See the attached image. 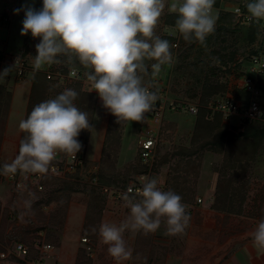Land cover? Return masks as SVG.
Segmentation results:
<instances>
[{"label": "rangeland", "instance_id": "rangeland-1", "mask_svg": "<svg viewBox=\"0 0 264 264\" xmlns=\"http://www.w3.org/2000/svg\"><path fill=\"white\" fill-rule=\"evenodd\" d=\"M235 3L222 0L218 8H213L216 20L219 13L226 11V6ZM25 5L39 9L42 7V0H0V20L7 18V24L3 23L0 27V55L4 57L9 54L10 60L20 57L27 71L35 73L43 71L48 64L40 70H33L39 38L32 37L31 33L21 35L24 11L21 10L19 14L14 12V9H22ZM175 15L176 13L168 11L166 2L155 28L156 35L163 39H173L170 44L173 45L171 51L174 61L171 65L164 66L155 78L150 75V64L153 61H146L148 73L142 74L145 82H151L149 86L152 90L167 94L171 100L198 103L201 108H205L218 96L228 93L244 103L245 96L238 84L244 72L249 74V57L264 48V33H258L252 42L249 26L241 24L237 26L240 30L228 31L216 21L215 31L207 36L204 43L188 42L171 24ZM52 65L67 72L77 70L84 80L68 79L65 82L47 83L48 89L36 95V104L54 97L65 88L80 91L81 96H77L75 104L80 110V104L84 106L82 111L88 113L92 127L82 130L78 137L79 141L86 144L83 152L85 165L76 174L48 179L43 192L26 190L17 193V204L9 203V182L0 179V190H8V194L7 191L0 194V241L4 248H12L15 243L22 242L30 251H36L38 241L53 246L61 241L67 244L74 241L70 233L76 230L67 222V216L70 204L76 202L86 206L83 227L76 231V238L81 236L80 238L92 240L87 243L82 239L81 244L87 245L79 246V251H97L95 244L99 240L98 228L112 198L103 189H124L145 172H142L139 163L143 131L152 130L157 133L158 127L152 120L150 110L145 113L142 121L118 123L117 118L103 106L98 93L93 92L91 82L86 76L90 69L85 68L78 60L69 61L66 56L61 55L58 62ZM197 78L202 79L200 84L196 82ZM259 84L263 91L259 100L264 107V77L259 79ZM92 94L98 97L95 103L90 96ZM17 95L16 103L19 105L16 107L21 109L26 102V96L25 93ZM87 106L88 110L85 109ZM222 119V122L204 125L195 131L198 117L185 106L175 111L170 109L169 103L164 113L158 146V165L154 175L163 181L162 189L173 190L175 182L171 179L175 178V168H183L181 175L186 169L192 168L191 161H197L193 172L187 174L192 193L189 196L185 193L181 195L183 202L189 206L187 211L190 213V221L185 231L177 235H167L162 224L156 232H138L142 239L135 241V246L142 245L149 251L165 249V263L169 253L167 251H182L184 247L197 249L203 246L202 249L207 251L215 248L217 251H226L221 250L223 248L220 246L230 239L239 242L245 240V235H250L259 219L264 217V129L257 128L255 124L263 122L242 123L238 116ZM106 126L111 127L112 134L111 138L105 137L101 152ZM220 130L228 136L219 138ZM4 160H0L1 165ZM196 173L198 176L195 177ZM94 178L97 179V185L93 183ZM199 200L202 202L199 203ZM197 204L200 206L196 207ZM118 211L113 213L118 215ZM114 214V217H118ZM210 218L216 223L211 231L204 229V220ZM93 228L97 231H93ZM39 233H42V237ZM38 257L42 261L45 259ZM80 260V264H92V259L86 252H83ZM13 263L25 264L15 258L0 260V264ZM47 264L51 263L48 261Z\"/></svg>", "mask_w": 264, "mask_h": 264}, {"label": "clouds", "instance_id": "clouds-1", "mask_svg": "<svg viewBox=\"0 0 264 264\" xmlns=\"http://www.w3.org/2000/svg\"><path fill=\"white\" fill-rule=\"evenodd\" d=\"M166 2L168 11L177 14L175 27L185 41L204 43L215 31V0H42L39 9L25 5L14 12L24 11L21 35L39 38L33 70L58 62L61 55L78 60L90 69L86 76L92 89L121 124L142 121L158 99L142 75L148 73L146 61H153L152 78L174 61L173 45L155 34ZM246 8L249 19L264 20V0H247ZM19 61L20 57L15 66ZM15 66L0 71V81ZM77 96L75 89L65 88L36 104L19 121L24 133L19 151L10 163L0 165V175L55 172L51 162L58 152L77 155L82 147L80 132L91 127L88 113L75 104ZM162 183L156 176L142 177L134 194H121L128 216L119 223L105 220L99 225V237L117 262L133 255L124 238L126 231L148 234L163 224L165 234L177 235L188 226L189 206L174 190L162 189ZM250 236L255 247L264 248V217Z\"/></svg>", "mask_w": 264, "mask_h": 264}, {"label": "crops", "instance_id": "crops-1", "mask_svg": "<svg viewBox=\"0 0 264 264\" xmlns=\"http://www.w3.org/2000/svg\"><path fill=\"white\" fill-rule=\"evenodd\" d=\"M5 23L0 20V27ZM7 24V23H6ZM4 64L7 67L11 66L9 54L4 55ZM1 71V70H0ZM33 71H26L23 76H19L15 68L12 69L11 73L3 80L0 81V160L9 159L12 161L19 151L20 141L24 136V133L19 129V121L25 119L29 114V106L32 97L33 89ZM17 93H25L26 102L21 109H17L16 97ZM16 113L17 115H14ZM107 126L105 127L104 136L102 140V148L106 136ZM100 152V155H101ZM100 157V156H99ZM10 161L4 160V163H10ZM9 182V181H8ZM9 203L17 204V193H23L26 190H18L15 186L9 182ZM8 190H0L2 192ZM24 207L23 203H20ZM200 206V205H196ZM115 210H119L120 214H114ZM118 211V212H119ZM129 208L125 202L117 201L113 197L106 206L103 221L109 220L119 223L125 219L129 214ZM116 215L118 217L113 216ZM86 215V206L84 204H78L73 202L70 204L69 213L67 216V222L72 224L74 230L77 232L83 227L84 216ZM215 218L214 216H212ZM215 220L210 219L204 220V229L212 230L215 228ZM75 232L70 233V237L74 241H70L68 244L63 241L58 242L57 246H52V250L48 251L44 261L39 260L38 251H30V255L27 258L25 264H47L49 261L51 264H80L82 263L80 258L83 252L87 253V256L91 257L92 264H264V248H257L251 242V236L245 235V240L234 241L230 239L225 245H221V250L217 251V248L207 251L201 248L184 247L182 251H167V260L165 263V249L161 248L155 251H149V249L141 246H135V241L142 239L138 232L133 233L126 231L124 238L130 248L133 249V255L127 260L117 262L107 252V245H105L100 237L96 241L97 251H79L81 246H86V243L81 244V240L84 238L77 237ZM77 240V241H76ZM88 241H92L88 238ZM88 243V242H87ZM90 243V242H89ZM80 246V247H79ZM226 248V249H225ZM106 249V251L104 250ZM11 259V258H10ZM194 259V261L192 260ZM16 260V259H15ZM4 261V260H3ZM7 261V260H6ZM14 264V263H13Z\"/></svg>", "mask_w": 264, "mask_h": 264}, {"label": "built area", "instance_id": "built-area-1", "mask_svg": "<svg viewBox=\"0 0 264 264\" xmlns=\"http://www.w3.org/2000/svg\"><path fill=\"white\" fill-rule=\"evenodd\" d=\"M247 0H240L239 2L226 6V12H231L242 18L244 25L256 26L264 33V20L257 22L248 18V11L246 8ZM214 11V9H213ZM177 44L175 47L177 48ZM18 57L11 58V66H15L16 59ZM7 65L4 64V59L0 55V70L2 71ZM17 70L19 76H23L27 71L25 63L20 59L19 63L14 67ZM248 71L243 73L242 80L238 84L240 90L250 94L251 100L248 104H244L237 100L230 93L226 95L218 96L213 99L205 109L208 111V117H214L216 114H220L223 117L238 116L242 123L263 122L264 123V107L261 103V97L263 95L262 87L259 84L260 77H264V48L259 49L253 54L248 61ZM48 80L65 82L68 79L83 81L81 73L77 70H69L64 72L62 69L55 67L52 64H48L43 70ZM93 90V89H92ZM93 92H97L93 90ZM170 103L171 110H179L182 106L192 114L197 115L200 110L198 103H187L180 100H171L167 94L158 93V99L155 101L153 107L150 109V114L154 124L158 127V132L155 133L152 130H144V138L140 142L139 160L145 167V172L140 174L136 181L129 184L126 188H108L103 190L108 195H111L115 200L122 201L121 194L124 192L135 193L136 189L141 187L142 177H153L155 175V166L158 156V146L160 141L161 127L164 122V113ZM81 142V149L77 155L63 154L58 152L55 159L51 162L55 166L56 171H49L46 174L40 173H22L18 171L15 174L0 175V179L8 180L18 190H34L43 192L45 185L43 180L46 177L49 178H62L68 175L76 174L82 170L85 165V158L83 152L86 149V144ZM1 165V164H0ZM93 183L97 185V179H93ZM23 186V187H21ZM202 201L199 200V203ZM42 237V233H39ZM83 242H88L87 239H83ZM36 251L39 252V256L43 257L52 250V246L44 241H38L36 243ZM30 254V248L22 242H17L12 248L2 247L0 241V260H8L15 258L20 261L27 262V258Z\"/></svg>", "mask_w": 264, "mask_h": 264}, {"label": "trees", "instance_id": "trees-1", "mask_svg": "<svg viewBox=\"0 0 264 264\" xmlns=\"http://www.w3.org/2000/svg\"><path fill=\"white\" fill-rule=\"evenodd\" d=\"M221 1L222 0H215L214 8H218L221 5ZM225 1L226 2H233L234 1V2L237 3L240 0H223V2H225ZM176 18H177V14L174 16V22L171 23L172 26H175ZM6 20H7V18H4V21H5L4 24H6V22H7ZM216 21H217V24L218 25L225 26L228 29V31L234 30V29L240 30V29H238L237 26H240L241 24H243L241 17H239V16H237V15L231 13V12H226V11L225 12L223 11L222 13H219V16H218V18H217ZM249 32L251 33L250 40L253 42L255 40V37L257 36V34L258 33H261L262 31L259 29V27L250 25L249 26ZM167 40L173 41L172 38H168ZM193 42H195V41H193ZM255 53H253V54H255ZM63 71L64 72H67L65 70H63ZM260 78H263V77H260ZM201 80H202L201 78H197L196 82L198 84H200L201 83ZM51 82H53V81L47 79L46 74H45L44 71H37V72L34 73V76H33L32 97H31V102H30V106H29V113L32 110V108L36 105V101H37V96L36 95L40 94L41 91L42 92H45L48 89V87L46 86V84L47 83H51ZM77 92H78V98H79L81 96V93H80V91L78 89H77ZM242 94L245 96L244 103H248L251 100L250 94L246 93L245 91H243ZM90 96L93 97V101L95 103L96 99L98 98L97 95L92 94ZM80 106L82 107V110H83V107L84 106H82L81 104H80ZM89 106H92V105H89ZM85 109L88 110V106L85 107ZM196 117H198V122H197V125L195 126V131L196 130L198 131L204 125L210 126V125H213L215 123H218V122H222L223 121L222 115H219V114H216L213 119H210L208 117V111L205 108H200V110H199L198 114L196 115ZM255 124L257 125V128L264 129V123H255ZM209 129H215V128H210L209 127ZM85 130H87V129H85ZM107 130L108 131H107L105 137L109 136V138H111V134H112L111 127L108 126ZM219 133H221V137H219V138H222L223 135L228 136V134L226 132H224L223 130H220ZM89 134H91V132H89ZM89 137H90V135H89ZM190 157H192V156H190ZM188 162H190V161H188ZM193 162L194 161H191L190 163L195 167V164L197 163V161L194 162V164H193ZM139 163H140V166L142 167V172L145 171V167L141 164V162H139ZM157 165H158V156H157V161H156V166H155V172H156ZM193 166L190 169H186L187 171L183 172L181 175H180V172L183 171V168L181 169L180 166H178L177 168L174 169V172H175V175L174 176H175V178H174V180L171 179V181H174L175 182L173 190L175 192H177L178 194H180V195H182L183 193H185L187 196H189V194L192 193V191L190 189L191 187L188 185L187 174H190V173L193 172V168H194ZM196 176H198L197 173H196L195 177ZM48 179H52V178L46 177L43 180V184L45 185V187H46V183H47ZM126 187H124V188H126ZM218 192H219V186H218L217 193Z\"/></svg>", "mask_w": 264, "mask_h": 264}]
</instances>
